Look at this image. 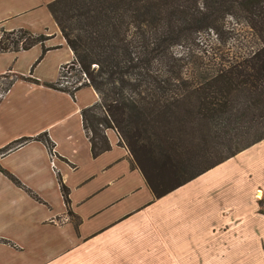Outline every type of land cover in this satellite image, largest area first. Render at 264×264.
Returning a JSON list of instances; mask_svg holds the SVG:
<instances>
[{
    "label": "crops",
    "instance_id": "1",
    "mask_svg": "<svg viewBox=\"0 0 264 264\" xmlns=\"http://www.w3.org/2000/svg\"><path fill=\"white\" fill-rule=\"evenodd\" d=\"M0 0V37L44 34L26 50L0 51V264H257L264 260V139L154 198L112 128L110 148L92 155L73 95L45 85L73 60L47 4ZM43 47L46 50L43 52ZM46 133L49 151L35 139ZM54 156V166L51 158ZM68 188L69 208L61 192Z\"/></svg>",
    "mask_w": 264,
    "mask_h": 264
},
{
    "label": "trees",
    "instance_id": "2",
    "mask_svg": "<svg viewBox=\"0 0 264 264\" xmlns=\"http://www.w3.org/2000/svg\"><path fill=\"white\" fill-rule=\"evenodd\" d=\"M53 19L99 100L81 109L93 156L112 128L154 198L264 139V0H52ZM244 22L257 46L187 58L201 34ZM44 34L4 31L0 51L26 50ZM46 50L43 47V52ZM77 74V73H76ZM30 137L0 148V156ZM52 151L46 133L35 137ZM5 174L7 171L0 168ZM61 192L69 208L68 188Z\"/></svg>",
    "mask_w": 264,
    "mask_h": 264
},
{
    "label": "rangeland",
    "instance_id": "3",
    "mask_svg": "<svg viewBox=\"0 0 264 264\" xmlns=\"http://www.w3.org/2000/svg\"><path fill=\"white\" fill-rule=\"evenodd\" d=\"M257 44V40L252 36L251 30L244 22L228 18L220 33H203L192 48L186 49L185 52L178 49V52L185 55V60L187 58H206L210 56L218 58L220 56L226 57V54L241 48L255 47ZM78 78V74L73 75V79ZM9 80L8 76L0 77V91L3 88L7 89L6 83L8 84ZM254 262L264 264L263 259Z\"/></svg>",
    "mask_w": 264,
    "mask_h": 264
},
{
    "label": "built area",
    "instance_id": "4",
    "mask_svg": "<svg viewBox=\"0 0 264 264\" xmlns=\"http://www.w3.org/2000/svg\"><path fill=\"white\" fill-rule=\"evenodd\" d=\"M75 73L78 74L79 78L78 79H73V75H76ZM81 78V79H80ZM86 76L83 72L79 71V66L77 64H73L72 62H67L63 63L59 66V74H58V83L57 85L59 87L63 88H74L77 85H80L83 81H85ZM6 88H3L0 91V100L4 96L6 92ZM53 155L51 158V166H54V159Z\"/></svg>",
    "mask_w": 264,
    "mask_h": 264
}]
</instances>
